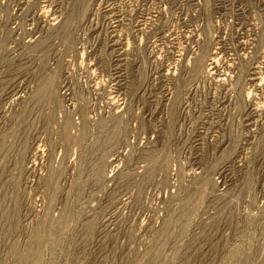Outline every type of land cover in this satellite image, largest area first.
<instances>
[{
	"label": "rangeland",
	"instance_id": "374dc122",
	"mask_svg": "<svg viewBox=\"0 0 264 264\" xmlns=\"http://www.w3.org/2000/svg\"><path fill=\"white\" fill-rule=\"evenodd\" d=\"M0 264H264V0H0Z\"/></svg>",
	"mask_w": 264,
	"mask_h": 264
},
{
	"label": "bare ground",
	"instance_id": "6f19581e",
	"mask_svg": "<svg viewBox=\"0 0 264 264\" xmlns=\"http://www.w3.org/2000/svg\"><path fill=\"white\" fill-rule=\"evenodd\" d=\"M66 19H67V18H66ZM60 24H61V23H60ZM117 42H118V41H117ZM247 51H248V50H247ZM233 55H234V54H233ZM261 55H262V54H261ZM212 60H213V61H212V63H213V62H215V60H214V59H212ZM246 70H247V69H246ZM238 78H239V77H238ZM254 79H255V78H254ZM252 103H253V102H252ZM254 103H255V102H254Z\"/></svg>",
	"mask_w": 264,
	"mask_h": 264
}]
</instances>
